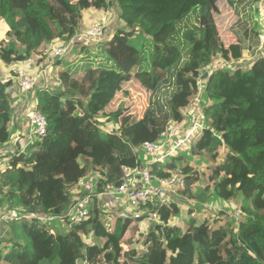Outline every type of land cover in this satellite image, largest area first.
<instances>
[{"label":"trees","instance_id":"obj_1","mask_svg":"<svg viewBox=\"0 0 264 264\" xmlns=\"http://www.w3.org/2000/svg\"><path fill=\"white\" fill-rule=\"evenodd\" d=\"M219 1L206 0L158 25L148 36L139 32V48L131 40L135 29L117 30L94 44L80 43L59 75L63 90L36 93L47 134L26 146L18 139L9 167L0 171V210L7 209L11 218L2 225L8 238L1 243L0 264H163L165 243H171L168 264H264V60L232 71L213 69L198 87L203 76L199 67L229 63L244 50H256L258 36L264 34V0H223L238 16L230 26L235 43L219 38L213 17ZM116 2L0 0V20L7 25V40H1L0 47L13 55L24 49L12 61H27L40 47L53 41L66 43L78 34L86 9L105 13ZM180 35L185 39L183 54ZM78 70L83 76L75 78ZM130 80L147 96L146 107L137 117V108L125 102L114 112L115 119H127L121 131L104 132L94 117L113 108ZM200 89L210 103L203 109L204 129L194 138L192 153L210 161L212 170L206 178L204 170L180 158L154 164L155 175L166 177L180 170L187 187L184 194L190 199L195 198L191 187L201 182L203 195L211 193L223 202L239 199V220L219 223L212 231L207 221L191 219L184 233L168 226L179 215V204H147L135 223L122 218L112 223L95 212L73 230L52 231L45 219L52 214L71 226L66 213L76 202L73 191L80 178L99 176L101 192L128 182L133 170L126 165L134 167L140 147L155 141L168 123L181 124V110L191 105ZM12 112L8 84L0 80V145L10 138ZM154 212L161 222L150 218ZM145 221L150 226L143 246L133 243L131 234L128 247L124 246L130 227L133 234ZM81 235L90 237L87 243L80 242Z\"/></svg>","mask_w":264,"mask_h":264},{"label":"rangeland","instance_id":"obj_2","mask_svg":"<svg viewBox=\"0 0 264 264\" xmlns=\"http://www.w3.org/2000/svg\"><path fill=\"white\" fill-rule=\"evenodd\" d=\"M206 2V0H117L116 3H113L111 5L109 10L105 13H102L94 8H88V14L91 16L90 18L86 15H83V19L86 20L83 24L82 30V37L86 39V37L89 35L90 29L95 26L99 31H101V35L99 36V40L103 39L107 40L106 38H111L112 35L117 30L125 29L127 32H130L132 29L137 30L136 35L134 38H132V41H136V47L139 48V32L142 33L145 36H148L152 31L155 30V28L158 25L163 24L164 22L171 21L173 19H176L181 13L191 11L193 8H198L201 4ZM141 7L139 8V6ZM241 10V9H240ZM246 11L249 12V9L246 8ZM195 11H192L190 14L194 15ZM134 14V15H131ZM136 14V15H135ZM190 15V16H191ZM213 17L215 20V24L220 31V40H224V42L228 43H235L236 40V33H234L230 26L233 24V22L236 21L238 16L234 13L233 9L226 5V3L223 0H220L213 9ZM251 22V21H250ZM7 25L4 23L3 20H0V40L5 39V30L7 31ZM263 36V35H262ZM222 38V39H221ZM180 40L179 47L181 48L180 51L182 54L183 51V45L185 44V39L182 35L178 37ZM54 43L49 46V50L47 48V53L43 57L39 56V59H35V62L40 64L33 65L32 71L29 69L27 72V65L29 62H22L17 61L14 63L12 61L13 56L21 55L24 52V49H17L13 55L10 51H5L2 47H0V80L3 83H7L10 91V98L11 102L15 101V95L18 87L19 82L12 80L11 78L16 79V76H14V73L11 72L14 68H21L26 71V74L31 75L34 77V88L28 92H24L22 90L19 91L18 98L16 101L19 103H22V108L18 110V117H15L12 120L11 128L14 130L16 124L18 123V119L23 122V112L24 109L32 106L34 103L32 102L33 95L36 94L38 91L42 92V87L45 83L49 85L48 91L50 94L52 92L58 93L59 91L63 90V84L58 80L57 77V70L54 68H50L48 70V73L45 78L37 76L36 74H33V71L39 66L46 62L45 67L50 63L51 59V52L52 48L54 46L62 44L60 41H53ZM223 42V41H222ZM81 42L78 41L75 43V47L73 46V49L71 48V51L73 52L76 49V52L78 51L79 44ZM41 48V47H40ZM42 50V48L40 49ZM76 52H73L75 54ZM36 54V53H34ZM33 54V55H34ZM42 59L41 61H39ZM73 59V58H71ZM71 59H66L64 64L71 61ZM257 59L256 55H252L249 51H243L240 58L237 60H233L236 62H241L243 66H249L252 65L253 62ZM187 58H183L182 64H185ZM10 62V64H6L7 62ZM237 66L229 63H217L215 61L212 66L208 68H198V72L204 74H207L209 76L208 72H211L213 69L222 68L226 71H232ZM39 70L38 72H40ZM62 71H65V67L63 66ZM83 76V70H78L76 72L75 78ZM203 76L198 79V87L205 83L203 81ZM40 87V89H38ZM21 94V95H20ZM23 95V98H22ZM46 95V94H45ZM147 96L143 92V90L138 86L136 83L132 82V80L127 81L125 85L122 87V89L118 93L117 97V103L113 105V108L111 110H107L104 113L100 112L97 115H95V119L101 123L100 128L105 132L107 131H117L120 132L123 128L125 121L127 119L121 120L115 119L114 112L118 110V108H122L124 104L127 103L128 106H133L137 108L135 111L137 117H140L142 111L146 107L147 103ZM74 102V100H72ZM126 102V103H125ZM75 103V102H74ZM210 102L205 97L203 90L200 89V92L198 95L193 99L191 102V105L183 110H181L182 114V122L181 124H177L179 126L177 136L174 141H172L170 144L167 145V147L164 149L163 154L170 152L167 159H162V163L165 161H168L170 159L179 160L182 158L186 164H189L194 169L201 168L204 170L207 178V174L212 170V164L210 161L204 160L202 157H197L192 152L195 151L196 146L194 144V138L202 131L199 128L202 126L204 129V123H203V109L205 106H207ZM18 104V103H17ZM76 104V103H75ZM79 108V105H78ZM127 108V107H126ZM21 111V112H20ZM107 115V116H106ZM199 126V128H198ZM9 128V126H8ZM195 128L196 130L193 132L194 138L193 140L188 138V134L190 130ZM17 129V127H16ZM12 136V134H10ZM10 136L7 146L3 147L0 150V171L6 169L9 167L10 157L15 152V149L11 146L12 144V137ZM188 138V139H187ZM192 140V141H191ZM180 144L178 148L175 149L174 145ZM13 145V144H12ZM142 152H138V158L137 160L140 161H147L151 157H146ZM152 159V158H151ZM6 160V161H5ZM126 165V163H125ZM203 183H199L197 185H193L191 187V191L193 196H195L194 199L187 198L185 196L184 201L181 202L180 205V213L176 217H172L169 222V227H180L182 231H184L188 226L189 220H194L197 223L207 221L210 226L212 227V231L217 230L219 228V223L224 224L226 221H229V223L233 222L234 220L237 221L232 215L237 210L238 205L240 203V200L237 199L233 202H223L218 200L213 194L209 195H203ZM187 194V193H186ZM94 195H99L100 200H97V205H94L95 198H92ZM113 196L105 194H99L98 189H96V192L91 196L90 205H89V218L91 216H94V213H98L99 216H106L110 219L112 223H115L117 218H120L121 216V210L127 209L130 211L127 206L114 198ZM199 197V199L197 198ZM208 197V198H207ZM239 200V201H238ZM88 206V204H87ZM3 213V220L1 222L0 226V235H6V229L2 227L3 223L6 220H10V215L8 214L7 209L1 210ZM219 213H227L226 218ZM238 217V216H236ZM48 219V222H50V227L52 231L55 232V229H61V230H73L74 226H66L65 224L61 223L60 220L55 219V215L52 214ZM240 219V218H239ZM238 219V220H239ZM154 222H161L160 219L153 220ZM135 223V222H134ZM149 223L147 221L142 222L139 226V229L132 234L131 230L132 227H130L129 232L127 233L126 237L123 239V245L128 247L127 240L130 238L129 236L132 235L133 243L139 242L140 247L143 246V241L145 239V236L147 235V232L149 231ZM6 227V226H5ZM68 227V228H67ZM131 234V235H130ZM77 237L79 235V230L76 231L75 234ZM82 243H87L88 237L85 235L80 236ZM94 240L90 239L89 243H93ZM97 242V241H96ZM100 242V241H99ZM95 243V242H94ZM98 243V242H97ZM139 244H136L139 246ZM171 244V243H170ZM165 243L164 248V262L163 264H168L172 252H171V245ZM137 246V247H138Z\"/></svg>","mask_w":264,"mask_h":264},{"label":"built area","instance_id":"obj_3","mask_svg":"<svg viewBox=\"0 0 264 264\" xmlns=\"http://www.w3.org/2000/svg\"><path fill=\"white\" fill-rule=\"evenodd\" d=\"M81 31L82 30H79L78 34H76L68 42L54 46L51 52L50 63L43 70L36 73V75L45 78L47 75L46 68L53 67L57 61L67 57L71 52V48L73 49V46H75L76 42L80 41L81 43L85 42L87 44H94L104 40L103 37L101 40H99L101 31H99L95 26L90 29L89 35L86 37V39L82 37ZM257 44L258 46L255 51H249L252 55L257 56V59L253 62V64L259 60H264V34H260L258 36ZM231 63L240 68H248L251 66H243L241 62L236 61H231ZM15 75L16 79H11L14 81L17 80V82H19L20 90L28 92L34 88L35 84L33 76L26 74V72L22 70L16 71ZM48 87L49 85L45 83L42 89L48 90ZM25 116L30 123L33 134L38 138L45 137L47 134L48 123L45 116L42 114L40 109H38L36 104L33 105L32 108L28 109V111L25 113ZM178 129L179 126L174 123V121H171L168 123L165 130L159 134V137L155 141L146 142L140 147V151L146 157H151L152 159L149 158L147 161L137 160L133 165L134 167H129L126 165L128 169L133 170L132 177L128 182H124L118 187L110 185L106 190L102 192L98 191L99 194L107 193L108 195L113 196L112 198L123 202L127 208L130 209V211L127 209H122L120 211L121 216L119 217L122 218V220L132 219L134 222L141 216L143 213L142 208L147 204L171 207L174 204H180V200L182 202L184 201V193L187 191V187L182 172L180 170H173L170 171L166 177H159L157 174L155 175L157 169L153 168L154 164H165L167 162L165 161L162 163V159H167L170 152L165 154H163V152L167 145L175 140ZM200 129L202 130V126L199 128V130ZM195 130V128L190 130L188 138L193 140V132ZM179 146L180 144L174 145L175 149ZM98 185H100V177L93 173L79 179L77 187L73 191L74 195L77 197L76 202L70 205L66 213V217L68 218L71 225L80 226L89 218L90 200L95 198L96 203L97 200H100L99 195H94L91 198V196L96 192ZM232 216L236 220L239 219L240 213L238 208ZM3 218V213L0 210V226ZM150 218L152 220L160 219L156 212L152 213ZM45 219L48 220L47 218Z\"/></svg>","mask_w":264,"mask_h":264},{"label":"crops","instance_id":"obj_4","mask_svg":"<svg viewBox=\"0 0 264 264\" xmlns=\"http://www.w3.org/2000/svg\"><path fill=\"white\" fill-rule=\"evenodd\" d=\"M88 11H89V10L86 9L85 11H83V14H82V15H86V16H88V17L90 18L91 16L88 14ZM82 19H83V16H82ZM84 22H86L85 19H83V23H82V26H81L80 29H83V24H84ZM6 27H7V26H6ZM5 32H6V30H5ZM106 39L108 40L109 38H106ZM1 40H7V39H6V36H5V39H1ZM1 40H0V41H1ZM53 43H54V42H50V43L46 44L44 47H41L42 50H40L41 48H40L39 50H37V53L34 54V55H32L31 59H29V60H27V61H23L24 63L29 62L28 65H27V67H28L27 72H28L29 69L32 71V69H33V65H34V64L37 65V64H40L41 62H43V61H41L42 59H40L39 61H41V62L37 63V62H35L34 58H35V59H39V56L43 57V56L47 53V51L49 50L48 47L51 46ZM74 47H75V46H74ZM47 48H48V50H47ZM51 50H52V49H51ZM78 50H79V49H78ZM41 51H42V53H41ZM44 51H45V52H44ZM244 51H245V50H244ZM43 52H44V55H43ZM73 52H76V50H74ZM73 52L71 53L70 56H68V57H66V58H64V59H62V60H60V61H57L56 64H55L53 67H48V68H46V72L48 73V70H49L50 68H54V69H56V70H57V77H58V80L61 82V80H60V78H59V75L63 73V71H62L63 66L65 67V70H66V67H67V64H68V63L64 64V62H67V61H65L66 59H70L71 57L74 56ZM73 58H74V57H73ZM26 64H27V63H26ZM45 65H46V62H45L44 64H42V65H39V66L33 71V74L38 73L39 70H43V69L45 68ZM18 70H22V71L26 72L25 70H23V69H21V68H14L13 70H11V72L14 73V76H16V75H15V72L18 71ZM63 88H64V87H63ZM63 88H62V89H63ZM38 89H40V87H39ZM18 90H19V87H18ZM18 90H17L16 94L12 93L13 95H15V101L12 102L13 112H12V117H11V123H12V120H13L15 117H18V116H17V114H18L17 112H18L19 109L22 108V103H19V101H18V102L16 101V99L21 98V97H18V95H19V91H18ZM40 90H41V89H40ZM47 93H50V92H47ZM20 95H21V94H20ZM22 98H23V95H22ZM36 100H37V97H36V94H34L31 103H35ZM17 103H18V104H17ZM32 107H33V105L30 106V107H28V108H26V109H24V112H23V114H22V116H23V122H21V121L18 119V123L16 124L14 130L11 128V123L9 124V128L7 129V132H9V135L12 134V136H11V135H10V136L12 137V144H13V145L11 144V146H12L13 148H14V146H15V144H16V141H17L18 139H19L18 141L20 142L19 145L22 144V145H24V146L31 144V143L33 142V140H35V139H40V138H38L36 135L33 134V132H32V128H31V126H30V123H29L27 117L25 116V113L28 111V109H30V108H32ZM20 112H21V111H20ZM16 127H17V129H16ZM3 147H8V146H7V142L4 143V144H2V145H0V150H1ZM1 151H2V150H1ZM5 161H6V160H5ZM238 201H239V200H238ZM94 205H97V203L95 202ZM7 238H8V237H7L6 235H3V236L0 235V249H1V243L5 242Z\"/></svg>","mask_w":264,"mask_h":264},{"label":"clouds","instance_id":"obj_5","mask_svg":"<svg viewBox=\"0 0 264 264\" xmlns=\"http://www.w3.org/2000/svg\"><path fill=\"white\" fill-rule=\"evenodd\" d=\"M71 53H72V51L68 54V56H70L71 55ZM67 56V57H68ZM66 58V57H65ZM43 91H48V90H43ZM53 93V92H52ZM37 103V101L33 104V105H35Z\"/></svg>","mask_w":264,"mask_h":264},{"label":"water","instance_id":"obj_6","mask_svg":"<svg viewBox=\"0 0 264 264\" xmlns=\"http://www.w3.org/2000/svg\"><path fill=\"white\" fill-rule=\"evenodd\" d=\"M203 78L206 79V78H207V74H204V75H203Z\"/></svg>","mask_w":264,"mask_h":264}]
</instances>
